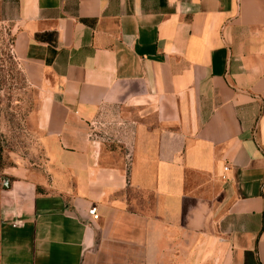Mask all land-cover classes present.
<instances>
[{
    "label": "crops",
    "instance_id": "0c3cea01",
    "mask_svg": "<svg viewBox=\"0 0 264 264\" xmlns=\"http://www.w3.org/2000/svg\"><path fill=\"white\" fill-rule=\"evenodd\" d=\"M19 9L45 178L0 148V264H264V0Z\"/></svg>",
    "mask_w": 264,
    "mask_h": 264
},
{
    "label": "rangeland",
    "instance_id": "374dc122",
    "mask_svg": "<svg viewBox=\"0 0 264 264\" xmlns=\"http://www.w3.org/2000/svg\"><path fill=\"white\" fill-rule=\"evenodd\" d=\"M19 0H0V148L2 165L29 168V175L43 181L44 156L38 128L39 89L14 56L19 27Z\"/></svg>",
    "mask_w": 264,
    "mask_h": 264
},
{
    "label": "built area",
    "instance_id": "2783aa9c",
    "mask_svg": "<svg viewBox=\"0 0 264 264\" xmlns=\"http://www.w3.org/2000/svg\"><path fill=\"white\" fill-rule=\"evenodd\" d=\"M228 168H226L227 170ZM91 217L93 218L94 221H98L100 219V215L97 211L96 208H92L90 211H89Z\"/></svg>",
    "mask_w": 264,
    "mask_h": 264
}]
</instances>
